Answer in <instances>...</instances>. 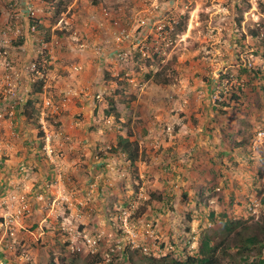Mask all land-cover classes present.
Returning a JSON list of instances; mask_svg holds the SVG:
<instances>
[{"label": "rangeland", "instance_id": "rangeland-1", "mask_svg": "<svg viewBox=\"0 0 264 264\" xmlns=\"http://www.w3.org/2000/svg\"><path fill=\"white\" fill-rule=\"evenodd\" d=\"M28 4L0 0V264L234 253L230 225L264 227V0Z\"/></svg>", "mask_w": 264, "mask_h": 264}, {"label": "trees", "instance_id": "trees-1", "mask_svg": "<svg viewBox=\"0 0 264 264\" xmlns=\"http://www.w3.org/2000/svg\"><path fill=\"white\" fill-rule=\"evenodd\" d=\"M29 19V18H28ZM28 25H30V20L27 21ZM40 28V27H39ZM252 37H257V34L253 33ZM264 45V42H263ZM47 70V67L44 68ZM256 73V72H255ZM257 74V73H256ZM151 80L157 85L169 84L168 80L161 79L159 77V73H155L152 75ZM38 87L34 90V94H40L42 91L43 82H38ZM34 100L29 99L25 104V113L23 116L26 118H30V115H27V111L33 108ZM108 114V113H107ZM34 118L37 121L39 118V114L37 112L34 113ZM42 136V135H41ZM111 152L115 154H124L130 164H135L138 160V150L136 143L129 140V138L119 137L117 144L111 148ZM238 228H241L239 231ZM249 229V226L246 223L236 222L230 227H228V232L233 233L232 242L236 245V250L234 253H229L227 250L230 246H226L225 241H222L224 245L223 248L219 247V244H212V239L210 237H205L204 240L199 245V251L197 256L186 255L184 257H173L171 255H165L158 260H153L155 264H223L224 258H227V263L225 264H240V261L236 260V258H244L251 252V248L256 247L258 249V260L253 261L249 264H264V259L261 258V248L264 247V227L256 228L251 236H245L242 231ZM261 238H260V237ZM223 257V258H222ZM99 259H96L92 264H97Z\"/></svg>", "mask_w": 264, "mask_h": 264}, {"label": "built area", "instance_id": "built-area-1", "mask_svg": "<svg viewBox=\"0 0 264 264\" xmlns=\"http://www.w3.org/2000/svg\"><path fill=\"white\" fill-rule=\"evenodd\" d=\"M40 0H30V4L27 5V14L30 15H34V3H38ZM140 25H145V21L143 19L140 20ZM29 29H34V27L30 26ZM122 33V32H121ZM8 84V82L6 83L5 80H1L0 81V93H1V89L3 88L4 85ZM9 85V84H8ZM9 93H11V89L6 90L5 94L3 95V97L6 99L9 96ZM11 97V96H10Z\"/></svg>", "mask_w": 264, "mask_h": 264}, {"label": "crops", "instance_id": "crops-1", "mask_svg": "<svg viewBox=\"0 0 264 264\" xmlns=\"http://www.w3.org/2000/svg\"><path fill=\"white\" fill-rule=\"evenodd\" d=\"M24 28L26 29L25 31H26V37H28L27 38V42H28V40L30 39V37L27 36L28 35L27 31L29 30V25H28L27 21H25Z\"/></svg>", "mask_w": 264, "mask_h": 264}]
</instances>
